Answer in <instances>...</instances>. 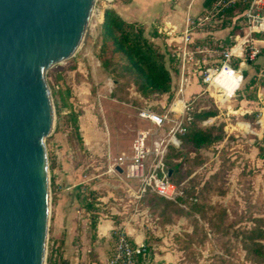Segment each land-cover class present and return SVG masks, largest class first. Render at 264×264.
Segmentation results:
<instances>
[{
  "label": "rangeland",
  "instance_id": "1",
  "mask_svg": "<svg viewBox=\"0 0 264 264\" xmlns=\"http://www.w3.org/2000/svg\"><path fill=\"white\" fill-rule=\"evenodd\" d=\"M156 1V21L147 30L157 38L155 45L173 74L170 94L143 99L130 86L127 101L112 98L114 77L98 59L101 24L104 10L127 4L125 0H96L81 50L46 74L55 112L54 130L44 141L50 188L46 260L52 252L61 257L65 242L71 239L85 247V261L107 264L115 238L98 237L97 231L92 243V213L85 205L94 201L98 222L102 218L105 222L100 231L104 233L111 220L121 222L116 231L123 230L125 223L149 245L153 264H264V256L252 251L250 241L253 233L264 230V160L259 156L264 138V52L250 62L251 69L244 71L236 93L238 82L227 77L222 78L228 83L225 94L213 88L205 93L203 71L220 66L223 52L249 31L243 7L227 13L215 3L205 8V0ZM191 6L195 9L189 13ZM258 7L264 9V1ZM188 14L195 20L209 19L195 28L187 49L190 55L183 61L184 43L159 33L158 27L167 23L161 17L169 21L177 17L172 25L183 30ZM234 66L245 68L237 61ZM182 74L199 88L190 95L194 104L189 127H211L222 139L208 149L197 151L183 142L181 149L169 152L166 166H180L181 175L171 181L178 188L177 197L165 199L151 189L141 195L137 180L109 170L119 165L121 156L127 158L124 167L131 162L138 130H151L153 139L168 133L169 125L158 130L140 120L138 112L148 108L165 113ZM207 112L215 115L197 118ZM72 113L79 115V132ZM261 243L264 250V240Z\"/></svg>",
  "mask_w": 264,
  "mask_h": 264
},
{
  "label": "water",
  "instance_id": "2",
  "mask_svg": "<svg viewBox=\"0 0 264 264\" xmlns=\"http://www.w3.org/2000/svg\"><path fill=\"white\" fill-rule=\"evenodd\" d=\"M95 2L0 0V264H47L44 141L55 112L46 74L77 51Z\"/></svg>",
  "mask_w": 264,
  "mask_h": 264
},
{
  "label": "built area",
  "instance_id": "3",
  "mask_svg": "<svg viewBox=\"0 0 264 264\" xmlns=\"http://www.w3.org/2000/svg\"><path fill=\"white\" fill-rule=\"evenodd\" d=\"M262 1L264 0H226L222 5V0H215L214 3L219 6V10L227 13H229V9L233 11V8L243 7L249 31L239 42L237 41L236 44L223 52V61L220 66L208 67L203 71L205 93L211 88H217L225 94V85L228 83L226 80L223 83V77L238 82L235 93L240 89L244 81V74L242 70L235 68L234 62L237 61L241 66L254 62L260 54V51L252 44L251 35L264 33V9L258 7ZM208 19L209 17L206 16L195 20L188 14L183 30L170 23H163L159 28V33L184 43L183 61H186L187 56L190 55L187 49L192 44L195 28L201 26L204 20ZM187 85L188 78L182 74L177 89H173L174 97L165 113H156L148 108L138 112L141 120L158 130L169 125L168 133L153 139L151 130H139L133 143L134 153L131 162L124 167L127 158L121 156L118 158L119 165L113 166L109 170L116 174H123L129 180H137L140 184L139 193L141 195L146 194L149 189L165 199H174L178 195V188L170 181L164 161L169 148H180L181 137L187 133L189 123L192 121L191 111L194 100L186 98ZM107 264H153L151 250L145 242L136 243L124 230H119Z\"/></svg>",
  "mask_w": 264,
  "mask_h": 264
},
{
  "label": "trees",
  "instance_id": "4",
  "mask_svg": "<svg viewBox=\"0 0 264 264\" xmlns=\"http://www.w3.org/2000/svg\"><path fill=\"white\" fill-rule=\"evenodd\" d=\"M126 3L131 0H125ZM215 0H205L203 6L210 8ZM229 13L232 9L228 10ZM98 59L102 69L114 77L115 90L112 98L127 101L129 99L128 88L133 86L135 93L143 99L152 97H161L170 94L172 91L173 74L168 68L165 56L160 52L153 41L145 35V28L137 23H130L122 18L114 8L104 10L103 22L101 24V46L99 48ZM127 89V90H126ZM215 113L207 112L198 115L199 120H207L214 116ZM71 121L77 132L80 130L79 115L72 113ZM215 129L195 125L188 127L187 133L181 137V146L183 142L188 143L192 148L199 151L208 149L214 142L222 139L221 135H214ZM259 156L264 160V138L260 140ZM178 150L169 148L170 151ZM168 154L164 161V167L169 173L172 171L170 181L174 180L177 175H181L179 164L172 168L166 166ZM181 187L182 182H177ZM148 193V191H147ZM86 211L92 213L91 224L93 232L97 229L98 217L94 214L97 206L96 203L86 202ZM119 226L121 222H114ZM259 234L253 233V252L264 256L261 241L264 240V230L259 229ZM118 231H114L112 238H116ZM95 233L93 234V239ZM48 257L47 264H68L62 256L58 259L53 255Z\"/></svg>",
  "mask_w": 264,
  "mask_h": 264
},
{
  "label": "crops",
  "instance_id": "5",
  "mask_svg": "<svg viewBox=\"0 0 264 264\" xmlns=\"http://www.w3.org/2000/svg\"><path fill=\"white\" fill-rule=\"evenodd\" d=\"M156 3H158L156 0H132V1H130V3L122 4L121 6H115V10L122 18H124L128 22L143 24L145 29H146V31H145L146 37L149 38L151 41H153L155 44H157V38L154 36H150L149 31L147 30V27H149V24L155 23V21H156V13H155ZM193 9H195V6L194 7L191 6L189 13H192ZM178 18L181 19V16H179ZM168 19H170V18H166V20H165L164 17H161L162 22L166 21L167 23H171V24H173V20H176L177 17L173 20L171 19V21H169ZM176 27H178V26L176 25ZM158 31H159V27H158ZM251 41H252V44H254L255 47L260 51V53H261V51H262V53L264 52V33L252 34L251 35ZM258 45H262V50H261L260 46H258ZM259 58H260V55H258L257 59L259 60ZM249 64L250 63H246L244 65H241V67H245V68H243L244 70H242L243 74H244L245 70L250 71L251 66H249ZM187 78H188L189 84L186 87L185 95H186V98H190L191 93L198 92L199 88H198V86H195L193 84L191 85V80L194 81L191 77L187 76ZM102 220H103V218L100 219V221L97 224L96 231H94L91 235L92 243H94L97 240V231H98V237H103L105 235L112 237V234L115 231V229H117V227H119L121 225L120 224L119 226H116L113 220L107 219V220H111L110 227L104 233H102L100 231V224L101 223H103V225L105 224V222H103ZM125 225H126L125 223L122 224V227H124V229L123 228L122 229L130 237H133L135 239L136 243H141L142 242V236H140V235L137 236V234H135V231L133 229H131ZM94 233H95V238L93 239ZM85 237H86V235L85 236L83 235L82 240L85 239ZM69 240H71V239H69ZM69 240H67L65 242V246L63 248V250L65 252L62 254V258L68 264H98L96 261H93V260L92 261L91 260L85 261V256H87V252L85 253V247L81 248L79 245V242L76 245V244H73L72 241L70 242ZM89 250H93L92 247H90ZM82 253H84V254H82ZM107 262H108V260H107Z\"/></svg>",
  "mask_w": 264,
  "mask_h": 264
},
{
  "label": "bare ground",
  "instance_id": "6",
  "mask_svg": "<svg viewBox=\"0 0 264 264\" xmlns=\"http://www.w3.org/2000/svg\"><path fill=\"white\" fill-rule=\"evenodd\" d=\"M106 1H108V2H111V1H113V0H106ZM94 13V10H92V14ZM92 14H91V16H92ZM91 18V17H90ZM87 28H88V26H87ZM86 28V30H85V32H84V35H83V38H82V40H81V43H80V45H79V47H78V49H77V51L70 57V58H72V57H74L80 50H81V48L83 47V45L85 44V41H86V39H87V37H88V29ZM69 58V59H70ZM69 59H67V60H69ZM67 60H65V61H63V62H60V63H58V64H61V63H64V62H66Z\"/></svg>",
  "mask_w": 264,
  "mask_h": 264
}]
</instances>
